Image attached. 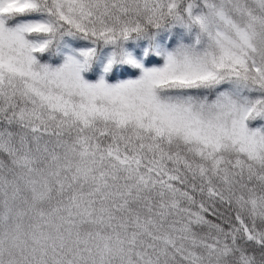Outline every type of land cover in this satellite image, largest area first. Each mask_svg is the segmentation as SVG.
<instances>
[{
  "label": "snow or ice",
  "instance_id": "snow-or-ice-1",
  "mask_svg": "<svg viewBox=\"0 0 264 264\" xmlns=\"http://www.w3.org/2000/svg\"><path fill=\"white\" fill-rule=\"evenodd\" d=\"M0 264H264V0H0Z\"/></svg>",
  "mask_w": 264,
  "mask_h": 264
}]
</instances>
